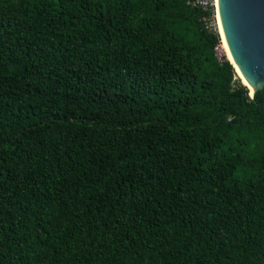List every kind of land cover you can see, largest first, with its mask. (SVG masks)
I'll return each mask as SVG.
<instances>
[{"label": "trees", "instance_id": "trees-1", "mask_svg": "<svg viewBox=\"0 0 264 264\" xmlns=\"http://www.w3.org/2000/svg\"><path fill=\"white\" fill-rule=\"evenodd\" d=\"M202 16L0 0V261L264 264V89ZM33 210L54 225L22 238Z\"/></svg>", "mask_w": 264, "mask_h": 264}, {"label": "water", "instance_id": "water-1", "mask_svg": "<svg viewBox=\"0 0 264 264\" xmlns=\"http://www.w3.org/2000/svg\"><path fill=\"white\" fill-rule=\"evenodd\" d=\"M233 66L257 92L264 88V0H217Z\"/></svg>", "mask_w": 264, "mask_h": 264}, {"label": "clouds", "instance_id": "clouds-1", "mask_svg": "<svg viewBox=\"0 0 264 264\" xmlns=\"http://www.w3.org/2000/svg\"><path fill=\"white\" fill-rule=\"evenodd\" d=\"M183 1L185 2V0H183ZM185 4H186V2H185ZM188 7H190V6H188ZM191 8H196V7H191ZM206 16H207V14L205 12H203V16L201 17V19L206 17ZM202 25H203V23H202ZM203 28H204V25H203ZM206 31L212 32V33H215V34L218 35L219 46L217 48H215V51H216L217 58L219 59V61L222 60L223 57H226V59L231 63V60L228 59V57H227V55L225 53H224L225 55H223L222 53L219 52L220 49H222V40H220V35H219L218 28H216L215 31H209V30H206ZM234 69H235V71L237 73V69L235 67H234ZM237 78H238V76H237ZM242 85L248 90L246 96L251 101H253L254 98H255V94L259 90L257 92H254V94L252 96L251 92H250V89L246 85H244V84H242ZM262 89H264V88H262ZM52 219L53 218L50 217V213L48 211H45V210H33L25 218H23V220H22V222L20 224V227L18 229V232L20 233L22 238H36L39 235H41V233L47 232L54 225ZM90 256H91V253L89 251L84 250L80 254H78V255L76 254L75 256H72L65 264H93L91 259H90ZM0 264H5L4 260L0 261ZM111 264H124V263L121 262L120 260H118L116 257H114L113 262H111Z\"/></svg>", "mask_w": 264, "mask_h": 264}, {"label": "built area", "instance_id": "built-area-1", "mask_svg": "<svg viewBox=\"0 0 264 264\" xmlns=\"http://www.w3.org/2000/svg\"><path fill=\"white\" fill-rule=\"evenodd\" d=\"M185 2L187 6L199 8L207 14L201 19L206 30L215 31L218 28L217 0H185Z\"/></svg>", "mask_w": 264, "mask_h": 264}, {"label": "bare ground", "instance_id": "bare-ground-1", "mask_svg": "<svg viewBox=\"0 0 264 264\" xmlns=\"http://www.w3.org/2000/svg\"><path fill=\"white\" fill-rule=\"evenodd\" d=\"M216 20L218 21V31H219V35H220V38H222V41H223L222 49H223L224 53L227 55L228 59H230L231 61H233L232 56L230 54V51L227 48V45H226V42H225V39H224V34H223V31H222V28H220V23H219V18H218V12H217V18H216ZM237 73L239 74V76H241L243 78L242 80H243L244 85H246L250 89L251 95L253 96V94H254L255 91L247 83V81L245 80V78L243 77V75L241 74V72L239 71L238 68H237Z\"/></svg>", "mask_w": 264, "mask_h": 264}, {"label": "rangeland", "instance_id": "rangeland-1", "mask_svg": "<svg viewBox=\"0 0 264 264\" xmlns=\"http://www.w3.org/2000/svg\"><path fill=\"white\" fill-rule=\"evenodd\" d=\"M220 40H222V38H220ZM222 45H223V41H222ZM219 52L222 53L223 55H225V54H224V51H223L222 49H220ZM237 74H238V73H237ZM237 76H238V78L240 79L241 83L244 84V83H243V80H242L243 78H242L241 76H239V74H238Z\"/></svg>", "mask_w": 264, "mask_h": 264}]
</instances>
